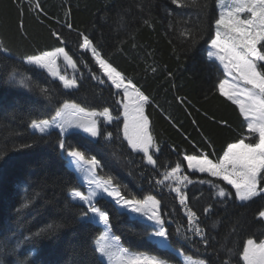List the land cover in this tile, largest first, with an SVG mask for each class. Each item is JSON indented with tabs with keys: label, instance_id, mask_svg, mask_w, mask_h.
Segmentation results:
<instances>
[{
	"label": "trees",
	"instance_id": "1",
	"mask_svg": "<svg viewBox=\"0 0 264 264\" xmlns=\"http://www.w3.org/2000/svg\"><path fill=\"white\" fill-rule=\"evenodd\" d=\"M39 2L43 13L38 14L30 10L29 0H0V41L8 49L0 50V264H106L94 247L102 225L82 221L87 206L70 197L72 189L85 187L58 147L60 139L86 156H96L103 166L98 175L111 176L122 191L141 199L154 195L161 201L167 247L150 238L154 227L149 222L131 216L108 198L97 201L109 210L112 232L125 248L171 264H182L178 250L208 264H244L247 239H264V219L259 217L264 193L241 202L227 182L189 171L183 159L200 152L215 159L228 143L249 137L238 106L219 92L222 67L205 53L218 18L216 0H197L205 8L191 0H184V7L171 0ZM184 29L196 36L194 46L181 35ZM80 33L88 35L103 58L150 97L145 113L159 148L152 150L155 166L147 164L124 138L125 98L90 52L80 49ZM59 47L76 61L77 88H63L47 71L24 59ZM21 79L29 86H22ZM41 88L49 89L51 101ZM65 100L89 109L109 108L114 119H101L100 128L102 133L111 132V139L104 135L91 139L78 131L62 135L58 129L47 134L31 130V121L50 118ZM255 139L251 136L246 142ZM177 161L181 175L192 181L185 182L182 191L187 208L199 217L207 245L189 226L186 207L172 190L175 182L157 183ZM217 186L232 195L218 197ZM209 205L211 210L205 213ZM50 226L54 230H48Z\"/></svg>",
	"mask_w": 264,
	"mask_h": 264
},
{
	"label": "snow or ice",
	"instance_id": "2",
	"mask_svg": "<svg viewBox=\"0 0 264 264\" xmlns=\"http://www.w3.org/2000/svg\"><path fill=\"white\" fill-rule=\"evenodd\" d=\"M171 2L178 7L185 6L184 0H171ZM29 3L31 11L43 13L39 0H35L34 4L29 0ZM191 3L199 8L207 7L199 5L197 0H191ZM216 4L218 18L214 21L215 37L211 39L206 54L209 59L214 58L223 66L226 78L219 81V92L238 106L246 122L249 137L228 143L222 156L215 159L210 158L205 152L185 155L183 159L188 169L220 178L235 190V196L239 201L247 202L264 193V184H262L264 182V0H216ZM70 12L69 9L66 15H70ZM67 27L71 29L73 25L68 23ZM53 35L59 37L58 33L54 32ZM181 35L191 40L193 46L197 42L196 36L189 29L182 30ZM80 36L82 37L80 49L90 52L107 79L116 89H122V95L127 100L123 104V133L128 145L131 149L142 152L148 164L155 166L157 162L153 158L152 150L159 151V148L155 143L150 121L145 115V105L151 102L150 97L104 59L88 35L80 33ZM0 50L8 51L3 48L2 41H0ZM61 57L74 70L77 68L76 61L64 47L28 55L24 59L31 65L46 69L51 76L62 82L63 88H77L75 74L71 79L61 75L57 63ZM11 75L14 78L16 73L13 72ZM19 83L24 87L29 86L24 79ZM40 91L46 99L52 100V96L48 95V88H41ZM54 113L48 119L31 121V127L40 134H47L53 128H58L61 133L75 128L81 129L91 138L101 135L106 139L112 137L111 132L102 133L100 128L101 119L107 122L114 119L109 108L89 109L75 101L65 100L60 107L54 108ZM251 136L256 137L255 142H245ZM58 147L66 154L69 163L81 175L86 185V191L72 189L70 192V197L74 201L83 202L87 206V211L81 214V220L96 222L104 228L95 241V251L102 258H107L109 264H169L167 260L156 256L135 254L128 248L122 247L120 237L111 234L109 210H105L97 203L99 199L108 198L121 210L145 217L153 222L152 226L156 229L152 235L160 237L161 243L166 244L168 231L164 227L165 220L160 212L161 201L154 195H147L141 199L122 191L120 185L114 183L111 176L98 175L96 170L103 166L96 156H86L79 148L71 144L66 145L64 139L58 141ZM2 159L3 156H0V160ZM182 171L181 162L177 161L174 167L163 172V179L157 183L164 184L169 180L175 182L176 186L172 190L178 194L180 203L186 207L189 226L207 245L208 238L205 230L199 226L197 213L187 208V195L182 191V186L185 182L192 181L187 175H181ZM216 195L227 198L232 193L225 187L217 186ZM29 206L30 202L24 205V207ZM211 207L209 205L204 212L208 213ZM259 217L264 218V211L259 212ZM48 230L54 229L50 226ZM243 259L247 264H264V240L257 242L253 238L247 239L243 248ZM185 264H208V261L185 256Z\"/></svg>",
	"mask_w": 264,
	"mask_h": 264
},
{
	"label": "rangeland",
	"instance_id": "3",
	"mask_svg": "<svg viewBox=\"0 0 264 264\" xmlns=\"http://www.w3.org/2000/svg\"><path fill=\"white\" fill-rule=\"evenodd\" d=\"M215 37V30H214V33H213V37L212 38H214ZM210 42H211V40H210ZM210 42H209V44L207 45V47H206V52L205 53H207V51L209 50V48H210ZM206 56H207V54H206ZM26 60V59H25ZM27 62V61H26ZM28 63V62H27ZM57 63H58V65H59V69H60V73H61V75H66L68 78H72V76L74 75V74H76V70H77V68L74 70L71 66H69V65H67L64 61H63V58L61 57L60 59H58V61H57ZM36 67H38V66H36ZM39 68H41V67H39ZM41 69H44V68H41ZM45 71H47L46 69H44ZM48 72V71H47ZM49 75L51 76V74L49 73ZM105 76H106V74H104ZM52 78H54V79H57L58 80V78H55V77H53V76H51ZM107 78V77H106ZM225 78H226V76H225ZM108 80V79H107ZM110 83H111V81L110 80H108ZM62 83V82H61ZM118 90V89H117ZM120 92H122V89L121 90H119ZM127 102V100H126V98H125V102L124 103H126ZM146 106V105H145ZM123 113H124V107H123ZM146 115V114H145ZM122 117H123V120H124V115H122ZM123 128H124V124H123ZM54 129H58V128H54ZM31 130H33V131H37V130H34L32 127H31ZM59 130V129H58ZM60 131V130H59ZM70 131H79V132H81V133H83V131L81 130V129H75V128H72V129H69V131L68 132H70ZM38 132V131H37ZM68 132H66V133H68ZM61 133V132H60ZM66 133H62V135H64V134H66ZM83 134H85V133H83ZM85 135H87V134H85ZM88 136V135H87ZM123 136H124V133H123ZM89 137V136H88ZM91 138V137H90ZM97 138V137H96ZM96 138H92V139H96ZM125 138V137H124ZM127 141V140H126ZM246 142V141H245ZM142 153V152H141ZM143 154V153H142ZM69 161V160H68ZM145 161L147 162V160H146V158H145ZM70 164V163H69ZM147 164H148V162H147ZM71 165V164H70ZM150 165V164H149ZM71 167L74 169V167L71 165ZM75 170V169H74ZM189 171H194V170H191V169H188ZM97 171V170H96ZM198 172V171H197ZM76 173L78 174V176H79V178L81 179V175L76 171ZM82 180V179H81ZM82 182H83V180H82ZM84 184V183H83ZM84 187H85V190L84 191H86V185H84ZM125 211H127V210H125ZM128 212V211H127ZM131 216H133V217H138V218H140V219H142L143 221H146V222H149L150 224H152L153 222H151V221H148L145 217H142V216H140V215H138V214H135V213H130V212H128ZM264 219V218H263ZM156 229L154 228V231H155ZM104 231V228H103V226H102V232ZM153 231V232H154ZM152 232V233H153ZM152 233H151V235H150V238L151 239H154L159 245H161V246H168V243H166V244H162L161 243V238L160 237H156V236H154V235H152ZM111 234L113 235V236H116L113 232H112V229H111ZM264 240V239H263ZM120 244H121V246L122 247H124L123 245H122V243H121V241H120ZM133 253V252H132ZM136 254V253H135ZM178 254L180 255V257H181V259H182V264H185V255H183L181 252H178ZM98 255L100 256V254L98 253ZM142 255H146V256H152V255H149V254H145V253H142ZM101 257V256H100ZM101 259L103 260V261H105V263L106 264H109V262L107 261V258H102L101 257ZM242 259H243V255H242ZM243 262H244V264H247V262L243 259ZM169 264H171V263H169Z\"/></svg>",
	"mask_w": 264,
	"mask_h": 264
}]
</instances>
